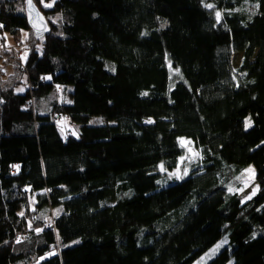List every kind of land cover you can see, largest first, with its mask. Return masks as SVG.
<instances>
[{"label":"trees","instance_id":"1","mask_svg":"<svg viewBox=\"0 0 264 264\" xmlns=\"http://www.w3.org/2000/svg\"><path fill=\"white\" fill-rule=\"evenodd\" d=\"M32 1L40 40L0 0V264H193L224 237L207 264H264V0Z\"/></svg>","mask_w":264,"mask_h":264},{"label":"rangeland","instance_id":"2","mask_svg":"<svg viewBox=\"0 0 264 264\" xmlns=\"http://www.w3.org/2000/svg\"><path fill=\"white\" fill-rule=\"evenodd\" d=\"M53 4L54 3L50 2V1L49 2L43 1L42 3H40L38 8L41 11L46 10V9H51L53 7ZM47 5H51V6H47ZM26 36H27V33L25 31H22V33H21L22 41L25 39ZM6 39H7V37H6ZM5 55L6 54H3V56H5ZM24 56H25V54L23 55L22 59L24 58ZM240 60H241V54L236 53L233 55V57H232L233 69H236L238 67ZM1 66L3 67V65L0 63V67ZM2 67H1V69H2ZM8 73H9V71H8ZM18 80L21 83L18 90L23 91V88H24V84H23L24 77H23V75H20ZM58 97H60V99H62V96L59 95ZM247 121L250 122L249 119ZM89 124L92 126H96V125L103 124V122L99 118H94L90 121ZM64 127H65V125L63 123H59L58 127H57L59 132L62 135L64 134V131H65ZM249 127L250 126H246V128H249ZM70 130L75 131V127L70 128ZM180 142H181L182 147L184 148V156L179 160L177 169L171 175V177L173 176V178L177 179L178 182L187 177V169H188L189 164L191 162L196 161L199 157V151L197 150V148L195 147V145L191 141H188L186 139H182V140H180ZM249 169H251V171H249ZM174 182H177V181H174ZM242 182L243 183H242L241 189H231L230 191L232 193H237L241 203H245L249 198H251L255 194V192L257 190V184L255 182V172H254L253 167L249 166L247 169L244 170V177H243ZM75 244H77V241H73L70 244V246H73ZM229 246H230V242H229L228 237H224V238L220 239L216 244H214L210 249H208L204 254H202L198 259H196L193 264H207L222 249H224L225 247L229 248ZM229 264H231V263H229Z\"/></svg>","mask_w":264,"mask_h":264},{"label":"water","instance_id":"3","mask_svg":"<svg viewBox=\"0 0 264 264\" xmlns=\"http://www.w3.org/2000/svg\"><path fill=\"white\" fill-rule=\"evenodd\" d=\"M25 16L35 39L40 40L49 35L48 23L38 6L32 0H24Z\"/></svg>","mask_w":264,"mask_h":264},{"label":"built area","instance_id":"4","mask_svg":"<svg viewBox=\"0 0 264 264\" xmlns=\"http://www.w3.org/2000/svg\"><path fill=\"white\" fill-rule=\"evenodd\" d=\"M7 41H9L8 43H10V45H17L18 42L15 43L14 39H12V37H8ZM21 54V51L17 52V56H19Z\"/></svg>","mask_w":264,"mask_h":264},{"label":"snow or ice","instance_id":"5","mask_svg":"<svg viewBox=\"0 0 264 264\" xmlns=\"http://www.w3.org/2000/svg\"><path fill=\"white\" fill-rule=\"evenodd\" d=\"M47 6H51V5H47ZM217 15L219 16V14H217ZM246 126H250V122L246 121ZM249 171H251V169H249Z\"/></svg>","mask_w":264,"mask_h":264}]
</instances>
